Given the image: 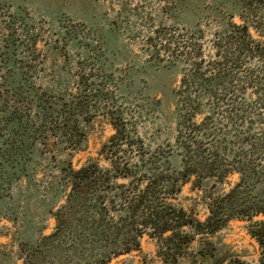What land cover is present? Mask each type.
<instances>
[{"label": "trees", "instance_id": "16d2710c", "mask_svg": "<svg viewBox=\"0 0 264 264\" xmlns=\"http://www.w3.org/2000/svg\"><path fill=\"white\" fill-rule=\"evenodd\" d=\"M240 2L264 5V0ZM232 16L213 32L212 55L202 53L200 28L181 44L188 63L176 90L174 142L163 153H147L141 146L136 153H118L120 142L133 140L126 117L112 101L95 105L108 93L107 75L94 82L90 69L80 71L74 89L52 91L33 84L29 62L1 61L0 118L6 137L0 146V189L11 195L13 182L23 179L24 191L40 195L43 215L53 219L49 232L41 226L35 238L19 242L22 264H106L140 252L143 235L154 243L151 260L160 264H264V76L250 69L236 72L242 56H260L264 50L249 27L260 35L264 31L245 13H237L240 23ZM4 44L9 50L13 43ZM213 83L224 87L214 90ZM196 84L204 92H190ZM97 114L114 129L110 144L103 143L96 157L73 163L74 153L87 147ZM53 145L52 153H44ZM173 149L176 153H170ZM45 154L52 176L39 188L33 175ZM186 183L199 192L202 219L178 200ZM3 214L14 219L13 212ZM234 219L247 222L256 258L212 239Z\"/></svg>", "mask_w": 264, "mask_h": 264}, {"label": "rangeland", "instance_id": "374dc122", "mask_svg": "<svg viewBox=\"0 0 264 264\" xmlns=\"http://www.w3.org/2000/svg\"><path fill=\"white\" fill-rule=\"evenodd\" d=\"M231 13L236 23L241 22L237 13H245L264 31V5L240 0H0V72L4 58L27 61L33 84L52 91L74 89L73 79L80 71L90 69L94 82L105 74L108 93L97 98L95 105L105 107L112 101L126 117V131L133 140L130 144L120 142L118 153H136L139 146L147 153L157 149L163 153L166 144L174 142L180 100L176 90L188 63L181 44L200 28L202 53L212 55L213 32ZM249 32L264 47V35L252 27ZM6 41L13 43L9 50ZM78 61L84 67L80 68ZM240 62L238 74L250 69L264 76V50L260 56H242ZM210 87L219 90L224 85L213 83ZM189 89L204 92L201 84ZM10 103L28 109L13 98ZM199 119V115L194 118ZM113 132L108 119L97 114L86 149L74 153L72 162L102 153V144ZM5 137L0 118V146ZM54 147L44 153H52ZM51 163L47 154L36 161L33 181L39 188L49 183ZM24 185L23 179L15 180L11 195L0 189V264H22L19 242L24 237L35 238L39 227L46 233L53 225V219L44 216L37 203L40 195L33 189L24 191ZM198 193L186 183L178 200L202 219L205 209ZM6 212H13L14 219L7 218ZM246 223L230 220L212 239L244 253L247 259L256 258V242L247 233ZM153 253L154 243L143 235L140 252L113 257L106 264H160L151 260Z\"/></svg>", "mask_w": 264, "mask_h": 264}]
</instances>
